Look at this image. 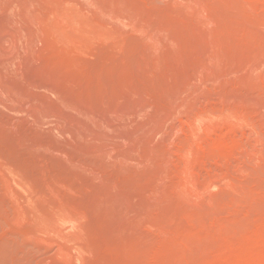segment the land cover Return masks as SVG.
Masks as SVG:
<instances>
[{"label":"rangeland","instance_id":"rangeland-1","mask_svg":"<svg viewBox=\"0 0 264 264\" xmlns=\"http://www.w3.org/2000/svg\"><path fill=\"white\" fill-rule=\"evenodd\" d=\"M0 264H264V0H0Z\"/></svg>","mask_w":264,"mask_h":264}]
</instances>
